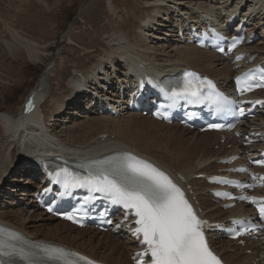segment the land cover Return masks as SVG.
Wrapping results in <instances>:
<instances>
[{"label":"bare ground","instance_id":"6f19581e","mask_svg":"<svg viewBox=\"0 0 264 264\" xmlns=\"http://www.w3.org/2000/svg\"><path fill=\"white\" fill-rule=\"evenodd\" d=\"M4 1L6 5L3 6V9H0V32L7 33L11 39L3 41L6 36L4 35L5 37H3L2 35L0 36V43L4 42L3 46L8 48L10 53L17 58L26 57L32 61H37L40 59L37 56L38 44L32 38L26 37L25 33L16 27L18 24L14 20H19L18 15L20 14H29L31 10L27 12L26 3H28V7H35L36 3L34 4V2L45 6L47 1ZM168 1L138 0L140 6L158 2L159 5L156 8L150 5L146 12L143 11L140 17H144V20L139 21L143 30L150 31L158 37L155 35L145 37L149 35L144 36L136 32H130L126 35L120 31L108 34V26L113 20L112 18H120L116 9V1L114 0H95L93 3L95 5L94 8L84 9V13L89 17L87 20V17L84 16L85 24L93 25L92 19L95 23H98L101 14L104 18L101 26L92 31L93 37H99L101 33L104 34L103 38L106 41V46L97 52L101 54L103 59L92 64L91 70L89 68L84 69L82 76L69 75V72L61 75L64 87L54 93L57 96L56 98H52L53 94H51L54 85L49 84L50 80H52V74L60 67V64L55 60L47 64L35 90L40 103V107L33 113V115L36 114L35 118L39 119L38 129L34 127L37 125L36 123L25 124L29 122L33 115L24 116L22 112L18 113V115L10 113L0 114V197L11 199L12 196L9 191L14 193L19 191L16 187H21L20 178L23 175H27V169L23 167L31 165V169L34 164L31 159L39 156L32 146L34 141H22L24 136L31 135L29 132L34 130L40 133L38 136H33L35 144L37 145L40 141L49 143L52 146V153H63L64 151L61 149L65 146H67L68 152L76 153H88L90 149L95 151L97 148L108 146L109 148H122L144 154L172 173H181L185 176L187 183L193 186L197 200L201 202L207 218L225 220L233 214L235 210L224 211L220 206L213 204L208 196L209 186L201 180L194 179L200 174L211 175L217 173L222 168L218 164L220 159L245 151V148H242L232 135L227 136L225 144L219 145L214 138V136L218 135L220 137L219 133L198 134L190 129L175 125H165L150 117L136 114L128 115L124 119H114L92 116L87 113L89 116L86 115L84 118L88 117L87 119L89 120H85L83 122L84 125L73 126L75 128L69 132H58L56 123L47 124L49 114L53 118L55 117V121L66 113L70 114L72 112L78 115L76 111L82 104L77 103L79 97L85 94L78 90L83 85H86V88H91L98 84L95 90L108 88L112 95H117L120 83H125L126 75L129 76L127 72L129 66H132L137 61L148 68H152L151 70L157 74L166 75L168 74L167 71L190 66L210 74L222 81L223 84L228 83L233 74L232 66L229 63H219L218 56L213 53L194 47L176 46L177 40L172 42V37H176L173 34L176 32L178 25L188 22V19L194 18L193 15L200 13L215 14L221 18L228 12L233 13L234 9H239V6L246 2V7L249 8L242 17H245L251 9L255 10L253 15H251L249 25H247L248 30L257 32L259 29L263 31V41L257 42L255 46L248 50L254 54H259L261 57L264 56V0H201V2L182 0L178 2L179 6L176 8H174L172 2H170L171 5H167ZM231 1L234 4L233 8L230 6ZM176 13L178 14L175 15ZM184 15L187 17H184ZM174 22H177V27L174 26ZM72 31L74 30L70 27L65 34V41L68 42L70 40L73 45L86 49V44H76V41L71 37ZM128 38L135 40V48L132 47V41ZM158 41L161 44L157 43ZM165 44H171L169 51L165 48ZM0 48L2 47L0 46ZM118 49L122 51L120 55L117 53ZM86 52L89 51L87 50ZM158 52L159 56H152ZM55 56L61 60V63L65 62L66 58L62 56V53L59 52ZM2 67L3 65L0 62V79L3 73ZM153 71L150 72V75L156 76ZM85 75H88L87 79H85ZM73 83L79 89L73 88ZM66 89L68 92L63 94L61 91ZM95 92L100 93L99 91ZM46 98H48L46 102L49 104V110L43 112V101ZM90 101L86 103V109L96 115L97 110L90 106ZM58 104H61L60 109L58 107L52 108V106L55 107ZM45 105L47 106V104ZM81 110L84 109L82 108ZM261 121L264 123V119ZM18 126L21 127L19 130ZM53 130L55 131L53 132ZM247 130V126H245L243 131L247 132ZM51 135H54L55 138H51ZM104 136H107V138L103 139ZM229 143H232L233 146L227 149L226 146ZM215 145L220 147L214 149ZM18 149L24 152L23 156H19L17 153ZM160 151L163 155L160 154ZM8 181L15 183V185L8 184ZM29 181V183H32L30 179ZM22 189L20 195H23L24 198H29L30 210L26 211L16 208L4 211L0 209V220L31 238L76 249L109 264H131L130 259H128L129 251L135 248L131 240H118L110 234L99 233L92 229H77L78 231H75L76 228L66 222L57 221L43 212L37 213V206L32 200L33 194L28 193L25 188ZM18 203L19 200L16 203L15 201L13 202L14 205ZM259 243V246L252 248L253 254L250 256L243 255L244 249L236 247L233 242L225 240L215 241L214 246L230 264H264V241ZM230 249L237 250L232 253L229 252Z\"/></svg>","mask_w":264,"mask_h":264},{"label":"rangeland","instance_id":"374dc122","mask_svg":"<svg viewBox=\"0 0 264 264\" xmlns=\"http://www.w3.org/2000/svg\"><path fill=\"white\" fill-rule=\"evenodd\" d=\"M0 9H3V6L6 5L4 0H0ZM47 4L45 6L43 4L36 3L35 7H28V3L26 6L27 12L29 10V14L18 15L20 20H14L15 23L18 24L16 26L20 31L25 33L26 37L32 38L38 45H37V56L40 57L37 61H32L29 58L21 57L17 58L15 55L10 53V50L6 48L4 42L0 43V62L2 63V78L0 79V114L10 113L13 115L20 114V109L26 95L29 91L33 90L38 86L39 80L43 71L46 69L47 64L55 60L60 67L56 69L55 73L52 74V80H50V84H53L51 94H53L52 98H56L57 96L54 93L58 92L59 89L64 87L63 78L61 75L69 72V75L81 76L82 71L86 68L91 70V65L101 61L103 58L101 54L97 53L102 48L106 46V41L103 38V33L99 34V37H93V30L101 26V23L104 21V18L101 14V18L98 23H95L92 19V24H85L84 19L87 17L84 12V9L87 8L91 9L94 8L95 5L93 3L95 0H46ZM116 1V9L119 12L120 18H112L113 20L109 23V32L120 31L125 33L126 35L130 32H136L149 36L155 35L150 31H146L142 29L140 24V20H144V17H140L143 14V11L146 12V9L153 5L155 8L159 5L158 2L149 3L143 6H140L138 0H114ZM182 0H169L167 5H172L174 8L178 7V2ZM189 1H199L201 0H189ZM102 9V7H101ZM9 10V9H8ZM178 12V11H177ZM177 14V13H176ZM85 16V17H84ZM140 17V18H139ZM89 17H87L88 20ZM111 19V17H109ZM71 27L72 34L71 37L76 41L77 45L86 44V49L79 48L78 46L73 45L70 43V40L67 42L65 41L66 36L65 34ZM5 37V40L11 39L10 35L7 33H1L0 36ZM5 35V36H4ZM157 36V35H155ZM170 37V35H168ZM158 37V36H157ZM129 39V38H128ZM132 41V47H134L135 40L129 39ZM262 40V36H260V40ZM258 41V42H259ZM157 43H160L158 41ZM170 43V42H169ZM168 45V46H167ZM171 44H165V48L169 51ZM135 48V47H134ZM89 52H86V51ZM91 51V52H90ZM62 53V56L65 57V62L61 63L60 59L56 58L57 53ZM65 52V53H64ZM122 51L118 49L117 53L120 55ZM71 53V54H70ZM159 52L154 57L159 56ZM69 59V60H67ZM64 61V59H63ZM62 61V62H63ZM68 62V63H66ZM65 64V65H64ZM62 65V66H61ZM67 67V68H66ZM110 73V72H109ZM88 78V75H85V79ZM73 88L79 89L74 83ZM57 90V91H56ZM63 94L67 93V89L65 91H61ZM65 92V93H64ZM48 98L43 101V112H47L49 110V104L46 102ZM50 99V98H49ZM45 102V103H44ZM47 104V106L45 105ZM60 105L52 108L58 107L60 109ZM46 106V107H45ZM87 105L83 107L84 111L87 110L90 115L88 109H86ZM77 114H70L66 113L62 117H60L57 121H55V117L53 118L51 114L48 115L47 124L56 123V130L58 132H69L71 129H74L73 126H81L84 125L83 122L85 120H89L86 115L89 114L81 113L76 111ZM84 115V116H83ZM55 121V122H54ZM82 122V123H81ZM77 124V125H76ZM68 129V130H67ZM55 130H53L54 132ZM29 134L35 136L40 135L39 132L30 131ZM51 138H55L54 135H51ZM19 156H23L24 152L20 149L17 150ZM160 154L163 153L160 151ZM26 175L21 176L20 182L24 180ZM30 181L25 183L29 184ZM23 187V183L21 184ZM22 192L18 191V196ZM22 199L26 200L27 204L29 202V198ZM12 199V197H11ZM19 200V198H18ZM6 202V200L4 201ZM10 205H14L13 202L9 201ZM15 206V205H14ZM16 209V208H15ZM21 210V209H20ZM37 213L40 212L38 209L36 210ZM129 259V256H128Z\"/></svg>","mask_w":264,"mask_h":264},{"label":"snow or ice","instance_id":"6c2138e0","mask_svg":"<svg viewBox=\"0 0 264 264\" xmlns=\"http://www.w3.org/2000/svg\"><path fill=\"white\" fill-rule=\"evenodd\" d=\"M235 46L236 43H233L232 47ZM186 75L195 78L194 73ZM251 78L248 76L245 79ZM190 83L191 81H186L184 91L194 97L198 96L199 90L188 87ZM204 83L210 89L214 88L211 81ZM244 90L241 88V91ZM247 90H251V85ZM217 99L220 101L224 98L217 94ZM240 111L242 113L243 109ZM103 165L109 167H101L97 176L90 174L88 178L78 182L79 186L104 193L113 204L122 205L124 209L134 212L137 217L134 235L137 239L142 235V243L147 246V252L143 255L150 253L151 264H221L205 238L203 226L206 222L198 218L184 193L165 173L127 154L102 161L101 166ZM62 171L67 174L66 169ZM252 202L255 203V200ZM49 211L52 209L49 208ZM260 215L264 219V207L260 208ZM65 218L73 219L69 216ZM45 251L49 261L75 255L56 248ZM0 255H9L3 250V246H0ZM79 260L85 258L65 259L64 264H78ZM85 264L92 262L85 261Z\"/></svg>","mask_w":264,"mask_h":264}]
</instances>
